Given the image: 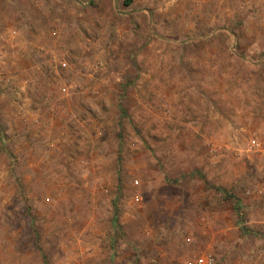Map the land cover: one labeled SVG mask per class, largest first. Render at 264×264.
<instances>
[{
	"label": "rangeland",
	"instance_id": "rangeland-1",
	"mask_svg": "<svg viewBox=\"0 0 264 264\" xmlns=\"http://www.w3.org/2000/svg\"><path fill=\"white\" fill-rule=\"evenodd\" d=\"M204 253L264 264V0H0V264Z\"/></svg>",
	"mask_w": 264,
	"mask_h": 264
},
{
	"label": "built area",
	"instance_id": "built-area-1",
	"mask_svg": "<svg viewBox=\"0 0 264 264\" xmlns=\"http://www.w3.org/2000/svg\"><path fill=\"white\" fill-rule=\"evenodd\" d=\"M252 146H255L257 149H262L259 142L255 139L251 140ZM188 264H215V257L211 253H204L199 256H196L194 260Z\"/></svg>",
	"mask_w": 264,
	"mask_h": 264
}]
</instances>
